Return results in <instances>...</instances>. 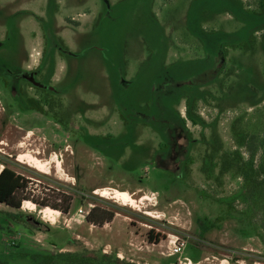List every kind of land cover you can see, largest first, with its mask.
I'll return each instance as SVG.
<instances>
[{"label": "rangeland", "instance_id": "obj_1", "mask_svg": "<svg viewBox=\"0 0 264 264\" xmlns=\"http://www.w3.org/2000/svg\"><path fill=\"white\" fill-rule=\"evenodd\" d=\"M263 1L0 0V172L30 181L20 210L0 204V264H264V169L234 158L264 137ZM61 196L67 214L34 203ZM95 207L115 217L79 214Z\"/></svg>", "mask_w": 264, "mask_h": 264}, {"label": "trees", "instance_id": "obj_2", "mask_svg": "<svg viewBox=\"0 0 264 264\" xmlns=\"http://www.w3.org/2000/svg\"><path fill=\"white\" fill-rule=\"evenodd\" d=\"M262 10L260 13H254L256 16L264 15V1ZM256 36H250V43H254ZM248 45L243 46L247 47ZM31 110L37 113H43L42 104L38 103L34 99L29 100ZM249 137L247 140L237 139V143L247 148V156L245 159L241 154L236 151L234 153L235 162L238 168H242L241 174L245 180L249 179V174L253 172V168L264 169V137L259 140ZM258 144L256 150L251 147V144ZM261 151V155L257 156ZM260 157V158H259ZM30 181L23 175L17 173L15 170L5 166L0 172V204L5 205L13 210H20L22 204L30 199L25 195V191L28 189ZM59 202H53L49 204L37 205L43 207H50L55 211H60L67 214L70 211L72 205V199L69 196H61ZM98 208H93L86 216V221L95 226H103L106 223H110L115 217L114 212H101ZM31 261L34 264H130L124 260L113 259L109 255L98 256L95 252L89 251L85 254L75 253H58L55 255H40L34 254L30 256Z\"/></svg>", "mask_w": 264, "mask_h": 264}, {"label": "bare ground", "instance_id": "obj_3", "mask_svg": "<svg viewBox=\"0 0 264 264\" xmlns=\"http://www.w3.org/2000/svg\"><path fill=\"white\" fill-rule=\"evenodd\" d=\"M34 167H36V169L42 171V168H40V165H35ZM107 192H103V195H107ZM111 199H115L117 201H120L123 205L125 206H132L133 204H135V200L130 197V195L127 192H122V191H118V190H113V192L111 193ZM141 200H145V201H151V199L148 196H143ZM28 209H32V208H28ZM53 213H59L58 211H53L52 209H48L47 213H44V218H47L50 214Z\"/></svg>", "mask_w": 264, "mask_h": 264}, {"label": "built area", "instance_id": "obj_4", "mask_svg": "<svg viewBox=\"0 0 264 264\" xmlns=\"http://www.w3.org/2000/svg\"><path fill=\"white\" fill-rule=\"evenodd\" d=\"M90 213V211L84 212L82 210L79 211L80 215H84L83 217H86L88 214ZM169 243V248H170V256L176 257V256H181L187 246V243L185 240L180 239L179 237H173L172 239L168 240ZM188 260V259H187ZM177 264H186L183 261H181L180 259L177 260L176 262ZM191 261H188V264H190Z\"/></svg>", "mask_w": 264, "mask_h": 264}, {"label": "flooded vegetation", "instance_id": "obj_5", "mask_svg": "<svg viewBox=\"0 0 264 264\" xmlns=\"http://www.w3.org/2000/svg\"><path fill=\"white\" fill-rule=\"evenodd\" d=\"M45 60H46V59H45ZM45 60H44V62H45ZM38 68H39V67H38ZM38 68H36V70H37ZM41 68H42V67H41ZM41 68H40V69H41Z\"/></svg>", "mask_w": 264, "mask_h": 264}]
</instances>
